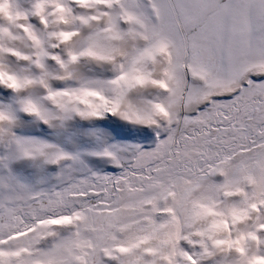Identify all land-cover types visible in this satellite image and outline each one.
Masks as SVG:
<instances>
[{
	"label": "snow or ice",
	"instance_id": "1",
	"mask_svg": "<svg viewBox=\"0 0 264 264\" xmlns=\"http://www.w3.org/2000/svg\"><path fill=\"white\" fill-rule=\"evenodd\" d=\"M0 264H264V0H0Z\"/></svg>",
	"mask_w": 264,
	"mask_h": 264
}]
</instances>
